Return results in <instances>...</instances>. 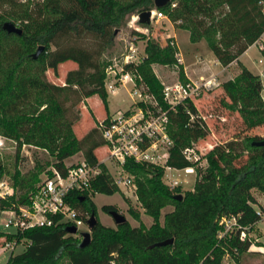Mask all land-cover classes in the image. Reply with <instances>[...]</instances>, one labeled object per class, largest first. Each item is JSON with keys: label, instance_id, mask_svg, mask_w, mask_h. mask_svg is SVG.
<instances>
[{"label": "trees", "instance_id": "16d2710c", "mask_svg": "<svg viewBox=\"0 0 264 264\" xmlns=\"http://www.w3.org/2000/svg\"><path fill=\"white\" fill-rule=\"evenodd\" d=\"M0 2L11 3V8L0 14V134L17 142V154L27 144L49 152L55 159L45 164L37 162L34 170L24 174L16 171L14 185L24 191L18 199L12 197L2 206L26 202L42 173L52 174V166L66 173V160L83 152L85 160L99 165L102 171L92 182V192H75L72 203L84 214H97L91 195L114 194L119 187L98 158L97 149L105 145L99 129L95 127L79 138L66 101L69 92L78 95L77 101L98 94L109 109L105 87L109 61L100 60L101 50L77 43L63 46L59 40L92 35L102 44L111 45L115 38L113 29L124 25L128 14L155 9V0H44L35 9L18 0ZM157 9L172 21H181L180 26L190 31L193 43L205 39L223 66L240 64L238 75L222 84L226 95L222 103L229 110L238 111L248 128L263 125L261 77L239 58L264 30V0H169ZM5 17L23 32L4 29ZM40 45L45 49L34 58ZM145 50L146 56L138 65L127 67L137 69L163 108L168 109L164 85L153 65H175L178 50L170 44L161 47L152 39H148ZM68 61L78 67L67 72L65 83L49 81L47 71L52 69L58 75L60 64ZM179 74L183 82L188 81L183 66L179 67ZM191 114H195L194 120ZM198 114L194 101L170 111L169 133L174 145L168 166L182 169L195 165L185 158L183 150L209 133ZM260 140L264 137L254 135L215 145L206 155L207 166L197 167L194 189L184 191L182 199L176 197L182 194L180 187L171 188L164 183L165 166L129 159L125 168L136 176L137 195L154 219L150 227L132 226L128 220L116 227L98 221L86 247L80 246L82 239L69 233L66 224L34 227L18 234L31 244L11 254L7 264H225L226 254L239 264L241 255L252 245L250 238H241V232L250 233L262 219L258 207L264 213L253 193L254 189L264 192V145L255 143ZM244 156L245 162L237 164ZM6 172L0 159V179ZM169 204L174 209L162 223V209ZM103 209L110 213L116 206L104 205ZM130 212L140 219L138 211ZM223 216L236 218L237 224L221 236L224 228L219 220ZM0 236L13 237L4 231H0ZM169 238H174L172 244L151 247Z\"/></svg>", "mask_w": 264, "mask_h": 264}, {"label": "rangeland", "instance_id": "374dc122", "mask_svg": "<svg viewBox=\"0 0 264 264\" xmlns=\"http://www.w3.org/2000/svg\"><path fill=\"white\" fill-rule=\"evenodd\" d=\"M43 1L44 0H26L23 3H26L32 9H35L36 5L42 3ZM64 4L67 6V3L64 2ZM10 8V2H0V14H2V12H7V10ZM157 8L158 7L155 9ZM138 15L139 13L137 12L128 14L125 19L126 23L121 27H116L115 30L113 29L115 38L111 45L102 44L101 39L95 38L92 35H82L81 37H76L75 35L70 37L65 36L59 41L63 46L77 43L85 45L86 47L95 51L101 50L102 54L100 56V60H106L109 61V63H112L115 59H121L124 54L130 53L133 48L137 50L140 58L145 57V49L148 39H152L160 44L161 47H165L169 45L167 35L173 34L175 35V40L177 42L175 47L179 53L182 54L185 63L182 65L178 64V62L175 65H153V71L158 76L164 87L167 84L174 83L175 81H182L179 74L180 66L184 67L185 73L186 66L188 68V72L191 74L194 80H200L202 76L208 79L216 74L222 84L225 81L230 80V78H235L240 72V64L234 63L228 68V70L224 71L223 74H219L218 72L222 70L223 66L222 64L215 62V55L208 42L203 39L198 43H193L190 39V31L180 26L181 21L174 22L170 18L160 20L155 19L152 20L150 24H147L148 27H146L143 23L139 22ZM6 19L9 21L8 18ZM135 32L145 34L146 37H143L142 35H139ZM260 58V52L255 46H252L245 52V54H243L241 60L253 73L258 74L264 67V64H260L258 62ZM204 66H210L215 73L210 70H204ZM77 67V63L72 61L62 63L59 66V74L57 75L52 69H49L47 71V78L49 81L55 84L62 85L65 83L67 72ZM222 84L215 89L204 92L203 95L197 98L195 101L198 108V113L206 118V120L203 118L201 121L206 122L205 124H207L209 130V133L205 138H201L198 142H195L196 146L200 148L199 152H201V159L194 166L195 171L193 173L186 174L184 170H170V172L174 174L175 177H177L181 182V184L176 187L181 188L182 196L184 191L194 189L197 178V167L200 166L205 168L207 166L206 155L211 151V149H209V144H213L215 146L217 144H223L231 140L242 139L246 136L258 135L260 137H264V124L254 128H248L238 111H231L223 105L222 99L225 98L226 95L223 92ZM129 88L130 85H126L116 93H110L107 91L109 109H106L101 97L98 94L91 96V99L88 97L83 98L81 101H77L78 95H76L75 92L67 93L68 97L66 106L68 108V115L70 118L75 120V132L77 136L79 138H83L91 129L97 127L99 119L96 115L104 117L107 115V113L112 112L113 110L115 111L118 108L128 107L131 103V98L128 93ZM262 94L264 95V88ZM97 135L101 138L99 134ZM97 154L99 160L104 163L107 168L112 167L113 170V166L116 164L115 162L106 160V147H102V149L99 150ZM246 158L247 157L244 156L237 161V164H242L245 162ZM0 159L3 162L5 170L7 171L0 181L7 182L10 187L15 189L16 198H19L24 191L14 185L13 176L16 171H20L22 174H24L30 170H34L37 162L45 164L47 161H55L54 157L49 152L27 144L24 145L19 154H17V142L14 139L5 137L1 134ZM84 159L85 156L83 152H79L68 158L66 160V164H78ZM167 172L168 169H165L162 179L165 184L170 186L171 181L166 175ZM45 173L46 172L40 175V180L45 176ZM133 177L136 180V176L133 175ZM253 193L261 206L264 208V204L262 203L264 192L254 189ZM91 198L97 205L98 213L96 214V217L98 221L107 226L116 227L117 224L113 216L110 213L104 211V205L116 206V210L125 215L132 226L144 224L146 227H150L154 222V219L146 212V209L140 201L137 195V188L123 186L119 187V191L114 194L97 192L92 194ZM11 199L12 197L8 199L0 197V231L7 230L4 225L6 219V212L4 210L5 208H8V206H11L10 204L3 207L2 204L4 201H11ZM131 209H134L140 213L139 220L131 214ZM173 209L174 206L172 204H169L162 209L160 220L162 223L164 222L165 215ZM87 230H89L87 225L80 226L81 232ZM225 231L226 230L224 228L220 235H223ZM246 235L251 239L252 245L248 252L241 255L239 264H264V215L262 219L255 224L253 230L250 233L246 232ZM78 238L81 239L82 237L78 236ZM22 249L21 251L24 250ZM10 254L11 253L9 251L0 252V264H7ZM224 263L237 264L229 254L224 256Z\"/></svg>", "mask_w": 264, "mask_h": 264}, {"label": "built area", "instance_id": "2783aa9c", "mask_svg": "<svg viewBox=\"0 0 264 264\" xmlns=\"http://www.w3.org/2000/svg\"><path fill=\"white\" fill-rule=\"evenodd\" d=\"M25 1L22 0V2ZM151 12V22L155 19H169L167 14L158 9H153ZM167 40L170 45L177 44L173 34H168ZM252 46H255L261 54L258 62L264 64V30L250 47ZM139 56L137 50L133 48L121 59H115L108 64L105 77L106 90L116 93L123 86L130 85L128 93L131 103L126 108H118L100 118L97 128L105 141L106 160L116 164L113 166L114 171L112 167L108 169L118 187L137 188L133 175L125 168L127 160L132 159L140 163L165 166V169H168L166 175L171 181L170 187L174 188L181 182L170 170H184L186 174L193 173L194 166L201 159V152H199L200 148L193 143L186 147L183 153L185 158L195 165L182 169L167 165L171 147L174 145V140L169 133L170 111H176L178 105L187 101L195 102L204 92L221 86L222 82L214 75L208 79L202 76L200 80L189 79L187 82L175 81L167 84L163 94L169 108L165 109L150 91L137 69L127 67V65H138L144 59ZM176 58L178 64L185 63L179 51L176 53ZM259 75L264 88V67ZM262 96L264 100V95ZM194 116L191 114V120L195 119ZM198 117L206 120L200 113ZM209 147L212 150L215 146L209 144ZM49 170L52 174L45 173L37 184V188L29 193L26 202H13L11 206L5 208L4 225L7 230L4 232L13 237L0 236V252L9 251L11 254H16L21 252L22 248L26 249L31 241L20 238L18 234L34 227L58 224L75 226L77 227L75 235L83 238L84 231H80V226L89 227L88 220L91 215L84 214L76 208L72 203V196L75 192L81 194L87 190L92 192V182L102 169L99 165H92L84 159L81 163L67 165L66 173H62L54 166ZM15 192V189L7 182L0 181V197L5 199L15 197ZM262 203L264 204V198ZM258 213L264 215L260 207H258ZM219 222L225 228V233L233 230L237 224L236 218L227 216L221 217ZM246 237V231L242 230L241 238L246 239Z\"/></svg>", "mask_w": 264, "mask_h": 264}, {"label": "water", "instance_id": "95a60500", "mask_svg": "<svg viewBox=\"0 0 264 264\" xmlns=\"http://www.w3.org/2000/svg\"><path fill=\"white\" fill-rule=\"evenodd\" d=\"M168 2H169V0H155V6L160 8V7L165 6ZM151 13H152L151 10H144L141 13H139V15H138L139 16V22L143 23V24H150L151 23ZM3 27L8 32H16L18 34H21L23 32V29L20 28L15 23H13L12 21L5 22ZM44 49H45V46L40 45L38 47L37 51L33 55L34 58H37L43 52ZM255 143L258 145H264V140L256 141ZM176 197L178 199H182V194H178ZM110 214L113 216L116 224H121V223H124L128 220L125 215L121 214L117 210H111ZM97 223H98V219L96 217V214L92 213L89 220H88L89 230L83 232V238H82L81 243H80L81 247H86L91 243V241H92V229L97 225ZM67 230L71 234L77 233V227H75V226H69ZM173 242H174V238H169L167 240L158 242V243L152 245L151 247H153V246H164V245L172 244Z\"/></svg>", "mask_w": 264, "mask_h": 264}, {"label": "crops", "instance_id": "0c3cea01", "mask_svg": "<svg viewBox=\"0 0 264 264\" xmlns=\"http://www.w3.org/2000/svg\"><path fill=\"white\" fill-rule=\"evenodd\" d=\"M243 54H245V53H243ZM243 54L240 56V58H239V60L246 66V64L241 60V58H242V56H243ZM73 62V61H72ZM215 62L216 63H220L218 60H217V58L215 57ZM234 63H238V62H233V63H231L230 65H228V66H223V68H222V70H220L218 73L219 74H223V72L224 71H226V70H228V68L232 65V64H234ZM221 64V63H220ZM248 69H249V67L248 66H246ZM185 68H186V75H187V77L189 78V79H194L192 76H191V74L188 72V68L185 66ZM204 68V70H207V71H212V72H214L213 71V69H211V67L210 66H204L203 67ZM250 70V69H249ZM215 73V72H214ZM255 74V73H254ZM260 73H258V75H259ZM216 75V74H215ZM231 79V78H230ZM90 99L92 98V97H89ZM97 116V118L98 119H100V118H102V116H98V115H96ZM102 149V146L101 147H99L98 149H97V152L99 151V150H101Z\"/></svg>", "mask_w": 264, "mask_h": 264}]
</instances>
